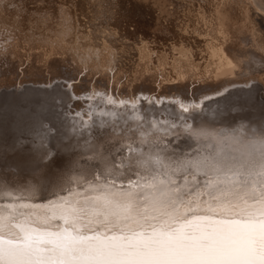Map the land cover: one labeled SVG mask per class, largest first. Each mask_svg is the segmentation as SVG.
Listing matches in <instances>:
<instances>
[{
	"label": "bare ground",
	"instance_id": "6f19581e",
	"mask_svg": "<svg viewBox=\"0 0 264 264\" xmlns=\"http://www.w3.org/2000/svg\"><path fill=\"white\" fill-rule=\"evenodd\" d=\"M160 1L0 0V189L35 193L0 204L94 174L143 186L145 170L195 199L205 173L185 162L220 145L177 132L225 153L264 133L261 1Z\"/></svg>",
	"mask_w": 264,
	"mask_h": 264
},
{
	"label": "snow or ice",
	"instance_id": "6c2138e0",
	"mask_svg": "<svg viewBox=\"0 0 264 264\" xmlns=\"http://www.w3.org/2000/svg\"><path fill=\"white\" fill-rule=\"evenodd\" d=\"M183 134L220 145L185 162L205 173L195 199L156 171L137 172L143 186L129 177L127 188L77 177L47 204H0V264H264V133L247 143L233 137L228 153L204 129ZM34 196L0 189V198Z\"/></svg>",
	"mask_w": 264,
	"mask_h": 264
},
{
	"label": "rangeland",
	"instance_id": "374dc122",
	"mask_svg": "<svg viewBox=\"0 0 264 264\" xmlns=\"http://www.w3.org/2000/svg\"><path fill=\"white\" fill-rule=\"evenodd\" d=\"M157 1H158V0H157ZM159 1H160V0H159ZM167 1H168V0H166V2H165V0H162V2L160 1L159 3H160V4L169 3L170 0H169L168 2H167ZM258 1H259V3H260V1H261L260 4H261V5H264V4H263V3H264V0H258ZM165 7L168 8V7H170V6L166 4ZM131 29L134 30V31L136 32V34L138 33L139 35H142V36L146 35V33L149 34V35L155 36V34L152 33V29H151V30H147V29H144V28L138 29V28L135 27V26H132ZM147 31H149V32H147ZM257 102H258V100H257ZM26 106H27V105H26ZM48 124H49V122H48V121H45L44 126L47 127ZM51 127H52V124H51Z\"/></svg>",
	"mask_w": 264,
	"mask_h": 264
},
{
	"label": "water",
	"instance_id": "95a60500",
	"mask_svg": "<svg viewBox=\"0 0 264 264\" xmlns=\"http://www.w3.org/2000/svg\"><path fill=\"white\" fill-rule=\"evenodd\" d=\"M57 81H63V80H55L54 82H57ZM54 82H53V83H54Z\"/></svg>",
	"mask_w": 264,
	"mask_h": 264
}]
</instances>
